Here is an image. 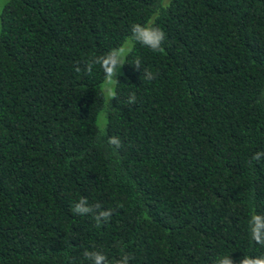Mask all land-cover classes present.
I'll use <instances>...</instances> for the list:
<instances>
[{"label":"trees","instance_id":"trees-1","mask_svg":"<svg viewBox=\"0 0 264 264\" xmlns=\"http://www.w3.org/2000/svg\"><path fill=\"white\" fill-rule=\"evenodd\" d=\"M166 2L1 4L0 264L264 258V0ZM149 20L160 51L128 43ZM120 47L118 85L86 70Z\"/></svg>","mask_w":264,"mask_h":264},{"label":"clouds","instance_id":"clouds-1","mask_svg":"<svg viewBox=\"0 0 264 264\" xmlns=\"http://www.w3.org/2000/svg\"><path fill=\"white\" fill-rule=\"evenodd\" d=\"M161 6L167 7L166 0H161ZM131 36L129 37L128 43L135 44L140 43L143 46L150 48L152 51H160L161 44L165 38V33L163 30L157 26H155L154 21L149 20L145 24H133L131 27ZM125 48L120 47L118 49H111L106 54L93 57L86 64V70L91 72L94 65L99 64L103 69L105 74V80L110 85H118L119 82L115 78L117 76V69L125 64ZM136 67H140L139 61L134 63ZM77 72L80 71V68L77 67L75 69ZM115 91L113 89L109 90V96L111 99H115ZM135 102V96L132 95L129 98V103ZM108 144L114 145L116 148L120 147V140L118 137H110L108 138ZM87 205L86 198H81L78 203L75 204L73 211L78 214H87L92 211L91 207L85 206ZM110 215L109 212H101L99 216L96 217L97 221H99L100 217L103 216L107 218ZM253 226H252V236L253 239L260 244H264V232H261V228L264 227V223H262L261 217L256 215L252 218ZM85 258H93L94 264H110L107 257L98 253H90L85 251L83 253ZM230 256H226L220 260L219 264H237V261H234ZM130 256L127 254L122 255V258L115 261V264H128V260ZM238 264H264V258H248L240 260Z\"/></svg>","mask_w":264,"mask_h":264},{"label":"rangeland","instance_id":"rangeland-1","mask_svg":"<svg viewBox=\"0 0 264 264\" xmlns=\"http://www.w3.org/2000/svg\"><path fill=\"white\" fill-rule=\"evenodd\" d=\"M5 0H0V6L1 4L4 2ZM103 85V84H102ZM98 125H102V121H103V114L101 111H99L98 115H97V119H96Z\"/></svg>","mask_w":264,"mask_h":264}]
</instances>
